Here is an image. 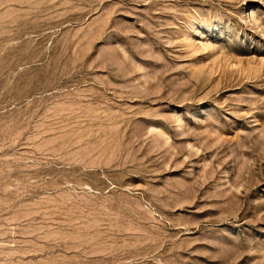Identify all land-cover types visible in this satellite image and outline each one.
<instances>
[{"label":"rangeland","instance_id":"374dc122","mask_svg":"<svg viewBox=\"0 0 264 264\" xmlns=\"http://www.w3.org/2000/svg\"><path fill=\"white\" fill-rule=\"evenodd\" d=\"M0 264H264V0H0Z\"/></svg>","mask_w":264,"mask_h":264}]
</instances>
